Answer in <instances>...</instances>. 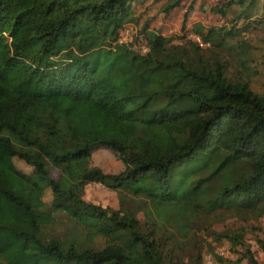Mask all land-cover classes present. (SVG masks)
I'll use <instances>...</instances> for the list:
<instances>
[{"label": "trees", "instance_id": "trees-1", "mask_svg": "<svg viewBox=\"0 0 264 264\" xmlns=\"http://www.w3.org/2000/svg\"><path fill=\"white\" fill-rule=\"evenodd\" d=\"M137 1L0 0V264H184L172 228L209 232L264 217V96L228 80L200 45L170 47L148 25L140 33L146 53L120 44ZM186 1L170 0L161 13ZM261 1L225 8L241 6L237 18L251 20ZM198 32L218 49L236 36ZM97 147L118 153L124 170L95 167ZM16 158L33 174L18 170ZM94 183L145 199L146 225L131 210L108 214L86 202ZM61 214L71 230L49 235ZM247 228L214 235L246 248L240 262L259 264ZM257 243L264 252V240Z\"/></svg>", "mask_w": 264, "mask_h": 264}, {"label": "rangeland", "instance_id": "rangeland-1", "mask_svg": "<svg viewBox=\"0 0 264 264\" xmlns=\"http://www.w3.org/2000/svg\"><path fill=\"white\" fill-rule=\"evenodd\" d=\"M170 0H138L133 3L132 10L134 22L127 25L120 36V44L132 43V49L146 53L147 46L143 35L140 33L148 25L150 30L156 31L170 39V47L183 46L192 48L193 45L202 43V56L209 61L218 60L226 68V76L233 83H248L252 90L264 96V1L257 7L258 11L251 20L238 19L243 8L233 5L225 8L229 0H188L181 8L174 11L170 16L161 13V9ZM194 3V9L186 17L188 8ZM227 10L226 16L222 17L220 9ZM250 26L247 25L250 23ZM247 26V28H245ZM225 28L233 30L236 34L234 39H229L222 49L214 48L206 42L198 31L208 33L209 29ZM237 28V29H235ZM128 31V33H126ZM138 37L140 38L138 40ZM18 170L31 175L34 170L25 162L14 159ZM92 163L106 174H119L124 170V165L118 153L104 147H97L92 151ZM59 171L50 168V176L57 180ZM83 198L86 202L101 208L105 213L111 211L131 210L137 214L141 225H146V200L133 197L131 194H123L108 189L98 183L89 184L84 190ZM50 206L53 195L50 188L47 189L44 198ZM149 208V207H148ZM150 209V208H149ZM199 223V222H198ZM248 227L244 239L247 249H250L259 264H264V252L257 243V239L264 240V217L258 221L242 223L229 221L218 223L212 231L206 232L199 226H194L190 234L180 229L172 228L179 240L185 244L184 251L179 252L184 264H250L249 260L241 259L246 248L233 250L228 241H219L215 233H224L227 227ZM254 227L251 229L250 227ZM67 217L64 214L57 216L56 225L50 227L49 235H67L71 230ZM98 247L103 246L101 239L96 240ZM201 248V259H197L198 249ZM215 255L221 257L223 262L214 259Z\"/></svg>", "mask_w": 264, "mask_h": 264}, {"label": "built area", "instance_id": "built-area-1", "mask_svg": "<svg viewBox=\"0 0 264 264\" xmlns=\"http://www.w3.org/2000/svg\"><path fill=\"white\" fill-rule=\"evenodd\" d=\"M126 33H128V31H127ZM199 45H200L201 47H203V46H204L202 43H200Z\"/></svg>", "mask_w": 264, "mask_h": 264}]
</instances>
